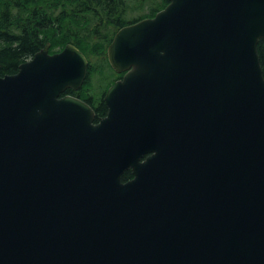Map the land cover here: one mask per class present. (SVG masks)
Wrapping results in <instances>:
<instances>
[{"label":"water","instance_id":"obj_1","mask_svg":"<svg viewBox=\"0 0 264 264\" xmlns=\"http://www.w3.org/2000/svg\"><path fill=\"white\" fill-rule=\"evenodd\" d=\"M167 1L115 34L97 126L58 99L75 45L0 77V264H264V0Z\"/></svg>","mask_w":264,"mask_h":264},{"label":"trees","instance_id":"obj_2","mask_svg":"<svg viewBox=\"0 0 264 264\" xmlns=\"http://www.w3.org/2000/svg\"><path fill=\"white\" fill-rule=\"evenodd\" d=\"M127 4V0H0V77L16 74L23 62L48 43L50 53L73 44L89 60L95 53L104 63L119 29L154 17L168 1L155 0L149 13L129 22L124 19ZM258 52L264 75V40L259 42ZM95 69L94 64L90 78Z\"/></svg>","mask_w":264,"mask_h":264},{"label":"flooded vegetation","instance_id":"obj_3","mask_svg":"<svg viewBox=\"0 0 264 264\" xmlns=\"http://www.w3.org/2000/svg\"><path fill=\"white\" fill-rule=\"evenodd\" d=\"M94 63L96 64V62L88 59L87 76L82 87L78 90L67 88L59 94L58 99L61 100L66 97H71L88 105L92 109L94 115L92 125L97 126L100 124L101 120L104 119L108 114L109 108L105 101V97L109 88L112 87L116 82L123 80L126 72H116L110 65L108 55L106 53V59L104 60V63L101 62V65L98 64L99 66L95 65L96 69L93 74V76L95 75L96 78L98 75H102L105 77V80L102 82L96 81L89 77V72H91ZM150 155L151 154L144 155L139 160V163H144ZM134 178L135 175L133 174V169H129L125 171L121 176V182L126 184L132 181ZM25 226H27V224L25 223L19 224L17 222H0V241L7 239L25 238V232L26 230H28L27 228H25Z\"/></svg>","mask_w":264,"mask_h":264},{"label":"rangeland","instance_id":"obj_4","mask_svg":"<svg viewBox=\"0 0 264 264\" xmlns=\"http://www.w3.org/2000/svg\"><path fill=\"white\" fill-rule=\"evenodd\" d=\"M127 1H128L127 9L126 12L124 13V19L126 22H129L134 18H138L147 12L149 13L150 12L149 7H151L152 4L155 3V0H127ZM80 25H82V22H80ZM90 56H91V60L93 62H96V64L94 63L95 65L101 63L100 58H98L95 55V53L90 54ZM92 79L102 82L105 80V77L102 75H98L96 78V76L94 75Z\"/></svg>","mask_w":264,"mask_h":264}]
</instances>
